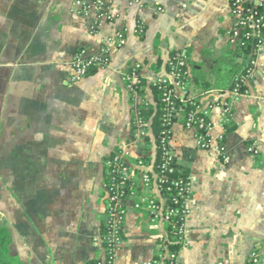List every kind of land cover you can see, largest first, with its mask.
I'll use <instances>...</instances> for the list:
<instances>
[{
  "label": "crops",
  "instance_id": "obj_1",
  "mask_svg": "<svg viewBox=\"0 0 264 264\" xmlns=\"http://www.w3.org/2000/svg\"><path fill=\"white\" fill-rule=\"evenodd\" d=\"M87 4L0 0V220L22 264L102 257L105 161L116 152L151 157V127L142 136L132 124L155 107L151 85L166 76L171 54L183 56L189 96L203 107L227 94L235 72L226 59L235 49L228 0H107L104 17L84 12ZM80 50L106 60L74 81ZM244 86L222 125L219 108L210 109L223 154L173 127L175 162L191 183L179 264H264V42ZM125 208L114 262L146 264L160 231L130 200Z\"/></svg>",
  "mask_w": 264,
  "mask_h": 264
},
{
  "label": "built area",
  "instance_id": "obj_2",
  "mask_svg": "<svg viewBox=\"0 0 264 264\" xmlns=\"http://www.w3.org/2000/svg\"><path fill=\"white\" fill-rule=\"evenodd\" d=\"M230 13L235 20L234 26L229 32L228 38L234 48L257 39L258 45L264 42L263 14H258L255 7L264 8V0H228ZM107 0H88V4L81 9L86 12L87 7H92L98 17H104L107 12ZM244 5H247L245 8ZM121 44L122 38H118ZM257 46L251 49L246 58L245 75L241 73L234 78L226 95L216 94V97L203 107L195 99L189 96L188 72L184 58L179 53H174L167 62V74L157 80L160 92V130L153 141L155 152L154 160L146 159L145 164L138 157L128 160L125 154L116 152L105 161L104 190L107 195L106 215L104 219L103 255L94 260V264H115L117 250L122 242L124 234L123 218L125 214L124 199L131 198L134 208L147 209L149 212V224L160 235L157 237L156 252L146 264H179L177 252L171 247L182 245L184 237V221L187 214L186 201L190 194V179L171 178L169 173L175 169V155L172 148L173 127L177 123L187 130L194 132L195 144L201 149L215 150L223 154L222 137L215 142L211 137V131L215 122L210 118L212 106L219 108V120L222 125L228 120V99L241 96L240 84L244 85L246 78L254 68V57ZM84 51L75 52L72 57L74 81L80 80L86 75L88 69L105 62L104 56L98 58L84 57ZM189 103L191 109L181 112L179 104ZM133 124L143 136L147 134L151 124L137 114ZM158 157V159L156 158ZM157 159V160H156ZM149 161V162H147ZM147 162V163H146ZM152 188L149 198H142L143 191ZM160 193L164 196L160 197Z\"/></svg>",
  "mask_w": 264,
  "mask_h": 264
},
{
  "label": "trees",
  "instance_id": "obj_3",
  "mask_svg": "<svg viewBox=\"0 0 264 264\" xmlns=\"http://www.w3.org/2000/svg\"><path fill=\"white\" fill-rule=\"evenodd\" d=\"M230 5V2H229ZM246 8L247 5H244ZM255 10L258 14H262L264 12V8L261 6L255 7ZM263 24H264V14H263ZM263 31H264V25H263ZM258 45V40L257 39H250L248 42H245L241 46L235 48L232 52L229 53V58H226L227 61H229L232 65V67L235 69L232 81L234 78H236L240 73L242 75H245V70H242L245 67V64H238L236 62H233L235 58L241 57L244 62L246 63V58L248 55L251 53V49L255 46ZM173 54H171L172 56ZM170 56V57H171ZM254 57V55H252ZM231 81V84H232ZM239 91L243 92L245 91V86L240 84ZM151 92L153 95L155 107H144L141 112L140 116L144 119H151V130L152 134L154 136V139H156L158 132L160 130L159 126V115H160V92L158 90L157 84L151 85ZM181 108V112H188L191 109V106L189 103L185 104H179L178 105ZM229 129H226L228 131ZM158 159V157H156ZM156 159V160H157ZM174 170L172 173H169V177L171 178H184L187 177L186 174L182 171L180 167H178L176 164L174 166ZM102 234H101V246L103 247V235H104V226L101 229ZM10 231L8 228L7 223L4 220H0V264H22L21 262L18 261L16 257H14L9 250V245H10ZM157 244V242H156ZM180 247L178 245L171 247V249L175 252L178 251ZM155 255V254H154ZM154 257V256H153ZM86 264H94V260L88 261Z\"/></svg>",
  "mask_w": 264,
  "mask_h": 264
},
{
  "label": "rangeland",
  "instance_id": "obj_4",
  "mask_svg": "<svg viewBox=\"0 0 264 264\" xmlns=\"http://www.w3.org/2000/svg\"><path fill=\"white\" fill-rule=\"evenodd\" d=\"M133 125V128H134V131L136 132V130H137V128H135V126H134V124H132ZM144 136H146V135H144ZM154 153V154H153ZM153 153H152V155H151V161H153L154 160V157H155V152L153 151ZM146 159H148V157H142L141 158V160L143 161V162H141V163H143V164H145V161H146ZM145 160V161H144ZM147 162H149V161H147ZM146 162V163H147ZM105 181V180H104ZM103 189H104V185H103ZM152 188H148L147 190H144L143 191V196H142V198L144 197V198H149V193L150 192H152L153 193V190H151ZM105 191V190H104ZM160 197H163L164 195L162 194V193H160V195H159ZM105 198H107V195H106V193H105ZM128 200H130L131 201V207L134 209V210H137V209H135L133 206H134V200L133 199H131L130 197L129 198H125L124 199V206L126 207V202L128 201ZM106 201H107V199H106ZM137 211H139V212H143V214L146 216V220H147V222H148V224H149V212H148V210L147 209H140V210H137ZM105 215H106V204H105ZM125 215H126V208H125V214H124V218H125ZM124 218H123V220H124ZM123 226H124V221H123ZM149 226H151L150 224H149ZM152 228V227H151ZM155 230V229H154ZM157 231V230H156Z\"/></svg>",
  "mask_w": 264,
  "mask_h": 264
}]
</instances>
